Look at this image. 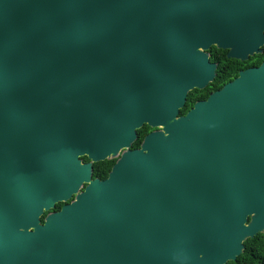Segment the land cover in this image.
<instances>
[{
  "label": "water",
  "instance_id": "1",
  "mask_svg": "<svg viewBox=\"0 0 264 264\" xmlns=\"http://www.w3.org/2000/svg\"><path fill=\"white\" fill-rule=\"evenodd\" d=\"M213 47L262 54L264 0H0V264H228L264 233V63L181 116Z\"/></svg>",
  "mask_w": 264,
  "mask_h": 264
},
{
  "label": "trees",
  "instance_id": "2",
  "mask_svg": "<svg viewBox=\"0 0 264 264\" xmlns=\"http://www.w3.org/2000/svg\"><path fill=\"white\" fill-rule=\"evenodd\" d=\"M215 52L221 54L222 56L219 58H215ZM209 54L211 55V62L219 63L217 76L214 82L211 83L206 89L194 90L188 95L186 105L181 110V116H185L194 107L195 102L199 97L202 99H206L210 92L222 89V87L226 83L231 82L235 78H237L240 70L259 67L262 65V63H264V47L262 54L256 55L246 62L228 59V51L219 50L216 47L209 51ZM152 131H154V129L148 126H144L141 130H139V140L134 143L132 149L140 148L144 136ZM82 160L85 163L89 162L87 158H82ZM114 163L115 161H105L96 164L93 171V177L99 179L106 178ZM63 206L64 204H58L53 212L60 211ZM44 219L45 216L42 218V222H44ZM244 246L245 250L243 254L238 257L235 262H229L228 264H264V233L258 234L253 239H247L244 242Z\"/></svg>",
  "mask_w": 264,
  "mask_h": 264
},
{
  "label": "flooded vegetation",
  "instance_id": "3",
  "mask_svg": "<svg viewBox=\"0 0 264 264\" xmlns=\"http://www.w3.org/2000/svg\"><path fill=\"white\" fill-rule=\"evenodd\" d=\"M214 48V47H213ZM212 48V49H213ZM216 53V52H215ZM222 55L221 54H218V53H216L215 54V58H219V57H221ZM252 58V57H251ZM250 58V59H251ZM229 59V58H228ZM249 59V60H250ZM210 60H211V55H210ZM211 63H215V64H217L218 65V68H219V63L218 62H211ZM260 67V66H259ZM218 68H217V71H218ZM252 68H257V67H252ZM248 69H251V68H248ZM247 70V69H246ZM243 71H245V70H240L239 71V74L241 73V72H243ZM239 76V75H238ZM238 78V77H237ZM236 79V78H235ZM234 79V80H235ZM233 80V81H234ZM233 81H231V82H233ZM231 82H228V83H226L223 87H222V89L227 85V84H229V83H231ZM222 89H220V90H222ZM220 90H217V91H214V92H210L209 94H208V97L206 98V99H202V98H200L199 96V98L196 100V102H195V104L196 103H198V102H202V101H207L208 99H209V97L212 95V94H214V93H216V92H218V91H220ZM193 92V91H192ZM202 97V96H201ZM155 131V130H154ZM154 131H152V132H154ZM152 132H150V133H148V134H146L145 136H144V138H143V140H142V143L144 142V140H145V138L149 135V134H151ZM139 140V135H138V138H137V141ZM142 143H141V146H142ZM141 146H140V148H141ZM140 148H138V149H132V150H139ZM118 159H119V157H117V158H114V159H111V160H108V161H115V163H114V165L117 163V161H118ZM84 162V161H83ZM85 163V162H84ZM101 163V162H100ZM96 164H99V163H94L93 164V169H94V167H95V165ZM114 165L112 166V168H111V170H110V172L108 173V176L106 177V178H104V179H100L101 181H105V180H107L108 178H109V175H110V173H111V171H112V169H113V167H114ZM94 171V170H93ZM93 179H99V178H94L93 177ZM73 200L74 199H72L70 202H68V203H71V202H73ZM64 205H66L65 203H64ZM63 208V207H62ZM55 210V209H54ZM53 212V211H52ZM59 212V211H58ZM54 213V212H53ZM48 216V214H46L45 215V218ZM45 220V219H44Z\"/></svg>",
  "mask_w": 264,
  "mask_h": 264
}]
</instances>
